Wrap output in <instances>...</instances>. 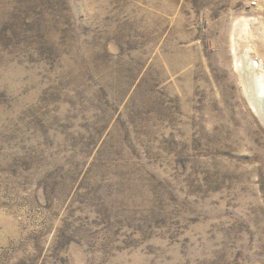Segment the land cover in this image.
Returning <instances> with one entry per match:
<instances>
[{
	"label": "rangeland",
	"instance_id": "374dc122",
	"mask_svg": "<svg viewBox=\"0 0 264 264\" xmlns=\"http://www.w3.org/2000/svg\"><path fill=\"white\" fill-rule=\"evenodd\" d=\"M264 0H0V264H264Z\"/></svg>",
	"mask_w": 264,
	"mask_h": 264
},
{
	"label": "bare ground",
	"instance_id": "6f19581e",
	"mask_svg": "<svg viewBox=\"0 0 264 264\" xmlns=\"http://www.w3.org/2000/svg\"><path fill=\"white\" fill-rule=\"evenodd\" d=\"M247 59L241 55L239 61V67L244 73L246 85H249V92L252 97L253 106L257 113L262 117L264 121V73L261 75L253 73L250 67L246 65Z\"/></svg>",
	"mask_w": 264,
	"mask_h": 264
}]
</instances>
